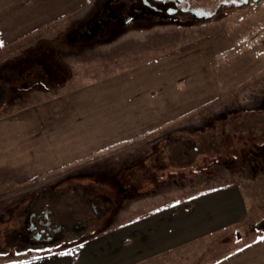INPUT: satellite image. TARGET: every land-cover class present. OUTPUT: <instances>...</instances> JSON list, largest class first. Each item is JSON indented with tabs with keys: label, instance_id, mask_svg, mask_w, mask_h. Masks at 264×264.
Here are the masks:
<instances>
[{
	"label": "rangeland",
	"instance_id": "obj_1",
	"mask_svg": "<svg viewBox=\"0 0 264 264\" xmlns=\"http://www.w3.org/2000/svg\"><path fill=\"white\" fill-rule=\"evenodd\" d=\"M99 1L9 0L5 17L0 7V37L11 46L0 51V88L48 50L63 75L58 85L34 80L25 91L14 81L12 94L0 92L1 230L20 226V209L37 194V205L50 203L57 220L71 224L74 213L94 215L95 190L83 188L134 187L99 190L114 208L77 241L57 246L76 245L152 208L237 183L258 203L238 235L262 236L264 173L248 172L247 161L264 156V0L222 7L209 19L113 25L94 40H73L74 28L94 24ZM221 2L191 0L207 11ZM68 124L77 132L63 137ZM69 137L78 158L41 173ZM28 168L35 177L19 179ZM9 247L0 261L46 248Z\"/></svg>",
	"mask_w": 264,
	"mask_h": 264
},
{
	"label": "crops",
	"instance_id": "obj_2",
	"mask_svg": "<svg viewBox=\"0 0 264 264\" xmlns=\"http://www.w3.org/2000/svg\"><path fill=\"white\" fill-rule=\"evenodd\" d=\"M8 3L0 0L4 17ZM9 44V39L0 37V51L10 50ZM71 110L67 107V113ZM63 127V137L77 130L71 124ZM72 141L69 137L68 145L62 140L56 143L57 158L47 162L41 173L78 158L80 148ZM247 170L254 176L264 173V156L249 155ZM32 177L35 174L28 168L19 179ZM256 204L241 185L233 183L201 192L185 204L152 208L129 224L110 226L76 245L50 246L8 257L0 264H264V240L260 239L264 236L247 239L238 235L258 210Z\"/></svg>",
	"mask_w": 264,
	"mask_h": 264
},
{
	"label": "flooded vegetation",
	"instance_id": "obj_3",
	"mask_svg": "<svg viewBox=\"0 0 264 264\" xmlns=\"http://www.w3.org/2000/svg\"><path fill=\"white\" fill-rule=\"evenodd\" d=\"M252 0H222L217 10L207 11L201 7L192 5L191 0H100L93 10L94 24L88 25L89 29H79L76 27L72 30L71 36L73 40H94L104 35L103 32L108 31L113 25H129L135 22H154L157 20H202L209 19L213 15L219 13L222 7H235L250 3ZM92 23V21H91ZM114 29H111V31ZM90 43V42H89ZM51 50H48L47 57L42 59L34 54L32 60L34 64H24L22 68L13 70L7 79L6 88H0V92L11 94L14 92L12 82L21 83V87L25 91L29 90L34 80L36 82H54L60 84L59 81L63 77L59 68L52 62ZM52 85H48L51 87ZM251 156H253L251 154ZM102 178V177H101ZM102 179H106L103 177ZM102 182V181H101ZM134 188V187H132ZM130 187L115 186L106 189L100 187H85L83 190H95L93 198H88L93 208V214L90 217L78 218V214L74 213L76 218L72 217V225L57 220L56 213L50 203L39 202L36 204L35 199L42 198L43 195L35 196L31 202L20 209L19 215L22 218L20 226H14L9 231L8 226L0 228V250H4V245L10 244V250L15 247H36L43 245L57 246L58 243L71 244L81 238L90 228V222L93 225L102 224V220L108 219V215L114 208V203L109 195H105L99 190H118V194L122 190H133ZM76 189V188H74ZM124 194V193H123ZM2 241V243H1Z\"/></svg>",
	"mask_w": 264,
	"mask_h": 264
},
{
	"label": "trees",
	"instance_id": "obj_4",
	"mask_svg": "<svg viewBox=\"0 0 264 264\" xmlns=\"http://www.w3.org/2000/svg\"><path fill=\"white\" fill-rule=\"evenodd\" d=\"M181 153H182V152H181ZM181 153H180V154H181ZM180 156H182V155H180ZM37 195H40V194H37ZM73 211H74V210H71L72 213H74ZM258 226L260 227L259 230H261V231L263 232V235H262V236H264V218H263L262 220L259 221V225H258Z\"/></svg>",
	"mask_w": 264,
	"mask_h": 264
},
{
	"label": "snow or ice",
	"instance_id": "obj_5",
	"mask_svg": "<svg viewBox=\"0 0 264 264\" xmlns=\"http://www.w3.org/2000/svg\"><path fill=\"white\" fill-rule=\"evenodd\" d=\"M260 239H261V240H264V237H261Z\"/></svg>",
	"mask_w": 264,
	"mask_h": 264
},
{
	"label": "water",
	"instance_id": "obj_6",
	"mask_svg": "<svg viewBox=\"0 0 264 264\" xmlns=\"http://www.w3.org/2000/svg\"><path fill=\"white\" fill-rule=\"evenodd\" d=\"M252 1L257 2V1H259V0H252Z\"/></svg>",
	"mask_w": 264,
	"mask_h": 264
}]
</instances>
